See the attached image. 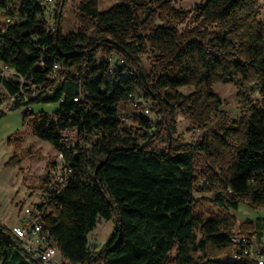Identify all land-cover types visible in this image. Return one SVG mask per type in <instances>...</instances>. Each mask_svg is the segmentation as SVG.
I'll list each match as a JSON object with an SVG mask.
<instances>
[{"label":"trees","instance_id":"16d2710c","mask_svg":"<svg viewBox=\"0 0 264 264\" xmlns=\"http://www.w3.org/2000/svg\"><path fill=\"white\" fill-rule=\"evenodd\" d=\"M45 12L39 0H0V22L14 20L0 26V63L25 78L19 83L0 77V105L13 97L11 111L23 109L22 124L72 168L43 215L61 260L237 264L220 260L234 250L230 231L237 221L229 210L239 203L264 210V22L258 0H203L187 11L173 8L171 0H123L105 11L97 0H80L78 28L68 34L59 24L52 34ZM149 53L155 60L146 71L141 57ZM105 55L124 57L126 66L108 75ZM55 64L60 71L52 79ZM229 83L236 87L238 119L227 118L213 92L215 85ZM30 85L39 88L36 96H26ZM138 89L159 106L169 141L165 150H151L126 129L119 131V106H137ZM49 103L58 104L50 114L26 110ZM175 110L203 130L193 142L173 138ZM143 112L135 114L138 129L153 135V120ZM65 130L96 139L87 148H67ZM20 161L13 155L4 167ZM197 170L203 181L197 191L213 194L218 208L206 218L196 213ZM45 181L40 177L36 188ZM98 218L113 228L101 248L91 251L88 238ZM239 229L260 236L264 218L246 220ZM12 260L43 264L25 254L0 222V264Z\"/></svg>","mask_w":264,"mask_h":264},{"label":"rangeland","instance_id":"374dc122","mask_svg":"<svg viewBox=\"0 0 264 264\" xmlns=\"http://www.w3.org/2000/svg\"><path fill=\"white\" fill-rule=\"evenodd\" d=\"M80 0H67L64 3L62 9H60L61 2L57 5V12L61 14V32L62 34H68L74 32L78 28V23L76 20L78 14V4ZM203 0H171L172 7L177 10L187 11L192 8L196 3L202 2ZM98 9L100 11H105L111 8L112 6L123 3V0H97ZM260 14L258 19L264 22V0H258ZM139 17H144V12L139 13ZM157 24H160V21H156ZM184 25H180L179 29L183 28ZM141 57L142 64L146 71L154 64L153 53ZM180 91L183 94L190 93V88H180ZM213 92L218 95L222 101L220 110L224 111L227 114L228 119H238L240 116V110L235 98L236 87L234 84H218L213 87ZM3 94V91L0 87V95ZM57 103L49 104H37L31 106V111L37 113L43 111L45 113H52L57 110ZM127 106L120 108V111L126 112ZM158 111L159 106L154 104L153 107ZM22 111L23 109H18L8 112L4 117L0 119V192L2 193V198L0 202L4 205V212L12 221L15 223L16 219L14 216V205L16 200L21 199L20 194H17L18 189L15 190V183L17 178L13 175L11 168L4 167V164L13 156L17 155L21 157L20 168H22L23 173V189H25L22 199L17 203L16 208L18 211L27 205L29 202L34 201L35 195L40 189L36 188L40 177L45 176L48 169L50 168V162H54L56 159V152L53 150L52 146L44 141H41L34 137L29 128L26 125L22 124ZM175 123H176V135L173 138L179 136L180 140L183 142H193L196 140L202 133L203 130L194 129L190 122V119L182 111H174ZM152 119V116L150 117ZM159 132L162 134V142L158 143L157 146L160 149L165 150L168 145V139L165 131V124L163 122V116L160 115ZM153 120V119H152ZM138 131H140L138 129ZM128 132V131H127ZM133 137L138 139V134H131ZM70 139L77 143L79 140H76L74 134H70ZM87 148V147H84ZM18 166V167H19ZM17 168V167H15ZM199 168V167H198ZM196 186L195 192L193 193L194 198L200 201L198 209H196L197 214H201L204 218L211 216L216 213L218 208L215 206L213 199V194H201L197 191V187L202 184V178L200 176L199 170L196 172ZM21 184L19 183L16 188H19ZM24 192V191H23ZM5 204H7L5 206ZM235 215L237 224L233 229L235 232L240 231L239 226L242 222L246 220H254L258 217L264 215V210H254L250 208L245 203H239L237 210L232 212ZM18 221V220H17ZM20 223L17 222L16 225L9 226L10 228L19 227ZM113 228L111 221H104L100 218L97 219L95 228L92 230L89 235V242L91 239L96 242L99 250L107 239ZM250 230L241 233H247ZM61 260V258H60ZM220 260H224V256L220 257ZM228 261L229 259H225ZM9 264H16L15 260L9 262Z\"/></svg>","mask_w":264,"mask_h":264},{"label":"built area","instance_id":"2783aa9c","mask_svg":"<svg viewBox=\"0 0 264 264\" xmlns=\"http://www.w3.org/2000/svg\"><path fill=\"white\" fill-rule=\"evenodd\" d=\"M41 4L45 6L47 11V23L51 28V33L56 31V27L59 24L61 27V15L57 12V5L61 0H40ZM58 21H60L58 23ZM14 20L6 18L0 22V26L11 25ZM108 63L107 71H116L118 68H124L126 66V59L122 56L105 55L102 56ZM130 70V69H128ZM60 67L55 64V69H51L49 77L56 79L59 76ZM131 72V70H130ZM133 73V72H132ZM8 76L13 78L14 81L22 83L25 78L17 77L16 73L8 66L0 63V77ZM120 74L116 75V79L120 78ZM29 91L26 96H36L40 91L34 85H30ZM23 93V92H22ZM46 94L51 95L50 91ZM133 98H137V106H129V101L119 106H127L126 112L122 111L120 117V130L126 129L130 134H138V141L140 145L146 144L151 150H163L157 146L162 142V134L159 132L160 114L153 108L155 102L151 99L144 98L142 90L138 89V92H133ZM76 101V99H74ZM13 97L6 98L0 105V115L7 114L13 108ZM139 109H146V114H150L153 119V135H146L144 131H138V124L135 122V114ZM26 110L31 111V107L28 106ZM70 134H74L77 143L70 139ZM62 137L65 141L67 148L73 147H85L89 143L96 139V135L78 134L75 130H65L62 132ZM72 174V168L69 162H66L62 154L56 153V159L50 166L46 173V181L44 187L40 189L35 195L34 201L29 202L18 211L19 227L10 228L13 239L19 241L20 246L27 249L28 253H31V257L38 259L43 264H66L64 260H60L59 250H52V244H49L47 235L42 232L40 228L41 215L45 214V207L50 199L58 195L61 190L66 186L68 177ZM2 223V221L0 220ZM4 224V223H3ZM231 242L234 250L230 255L224 256V259H238V264H264V231L260 236L254 233V230L247 233L235 232L234 229L230 231ZM98 248L96 242L91 239V251H95Z\"/></svg>","mask_w":264,"mask_h":264},{"label":"crops","instance_id":"0c3cea01","mask_svg":"<svg viewBox=\"0 0 264 264\" xmlns=\"http://www.w3.org/2000/svg\"><path fill=\"white\" fill-rule=\"evenodd\" d=\"M21 164V163H20ZM11 170L13 171V175L17 178V181L15 183V190L18 189V192L17 194H20V198L22 199V195H24L25 193V189H23V173H22V168L17 167V168H11ZM21 184V186L19 188H16L18 184ZM0 187H2V184H0ZM24 191V192H23ZM1 192H0V199L2 198L1 196ZM21 199H18L16 200V202L18 203ZM16 202H15V205H14V209L16 210V213L14 211V216H15V219H16V222L14 223L11 219V217H9L7 214H5L4 212V205L0 202V220L2 221V223H4L5 225H7L8 227L9 226H12V225H16L17 222L19 221L18 220V209L16 208ZM7 204H5L6 206ZM258 218H264V215L258 217ZM18 220V221H17Z\"/></svg>","mask_w":264,"mask_h":264},{"label":"bare ground","instance_id":"6f19581e","mask_svg":"<svg viewBox=\"0 0 264 264\" xmlns=\"http://www.w3.org/2000/svg\"><path fill=\"white\" fill-rule=\"evenodd\" d=\"M39 1H40V0H39ZM42 5H43V4H42ZM43 6H44V5H43ZM45 20H47V11L45 12ZM46 23H47V21H46ZM47 27H48L49 29H51L50 26H48V23H47ZM53 69H55V65L53 66ZM108 75L112 76V75H113V71H108ZM143 113H144L145 116H147V117H149V118L151 117L150 114H146V109H144V112H143ZM48 211H49V210L45 207V214H47ZM40 228H41L42 232H44L45 235H47V238H48L49 244H52V250H57V245H56L54 239H53L52 236L49 234V231L45 228V221H44L43 215H41V219H40ZM14 241H16L17 243H19V241L15 240V239H14ZM19 245H20V243H19ZM89 246H90V248H91V243L89 244ZM22 250L24 251L25 254H27L28 256L31 257V253H28L27 249H24V247H22ZM31 258H33V257H31ZM33 259H34V258H33ZM34 260L39 261L38 259H34ZM229 261H233V262H235V263L238 264V259H229ZM39 262H41V261H39ZM41 263H42V262H41Z\"/></svg>","mask_w":264,"mask_h":264}]
</instances>
